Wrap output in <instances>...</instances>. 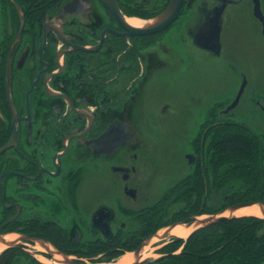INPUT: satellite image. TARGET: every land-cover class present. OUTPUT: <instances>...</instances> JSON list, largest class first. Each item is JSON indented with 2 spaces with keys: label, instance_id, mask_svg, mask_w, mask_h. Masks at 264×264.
Returning <instances> with one entry per match:
<instances>
[{
  "label": "flooded vegetation",
  "instance_id": "flooded-vegetation-1",
  "mask_svg": "<svg viewBox=\"0 0 264 264\" xmlns=\"http://www.w3.org/2000/svg\"><path fill=\"white\" fill-rule=\"evenodd\" d=\"M11 1L19 20L7 18V6L0 4V242L5 245L0 261L115 264L132 254L136 260L130 264H212L211 253L206 262L199 261L198 244L188 250L189 239L201 228L187 239L169 232L172 237L156 245L157 258L145 256L150 247L145 255L143 250L159 231L200 216L193 211L200 200L198 173L203 176L208 162V131L236 121L225 116L250 87L247 74L239 70L238 93L246 86L237 106L226 112L238 93L225 107L214 104L192 143L195 180L186 182L193 193L190 210L181 202L171 204V218L158 229L157 208L165 198L150 202L141 196L144 175L138 163L145 133L137 109L146 85L167 65L161 57L163 37L173 27L186 24L197 49L220 57L224 24L232 13H241L245 2L264 39V0H184L178 19L152 33L146 32L149 24L170 0H116L133 29L101 0H63L29 12ZM184 14L197 18L181 20ZM128 18L146 24L134 26ZM202 31L208 37L202 38ZM255 96L264 110V91L256 90ZM164 106L166 113L169 106ZM204 182L203 204L227 197L224 190L208 196ZM103 192L111 193L109 199Z\"/></svg>",
  "mask_w": 264,
  "mask_h": 264
},
{
  "label": "rangeland",
  "instance_id": "rangeland-1",
  "mask_svg": "<svg viewBox=\"0 0 264 264\" xmlns=\"http://www.w3.org/2000/svg\"><path fill=\"white\" fill-rule=\"evenodd\" d=\"M192 16L184 14L181 20H190ZM193 17L197 18L195 14ZM163 40L164 51L169 53L163 51L161 57H165L167 65L146 85L143 101L137 109L145 133L139 151L142 156L140 153L141 164L138 166L143 169L140 176L144 175L140 192L150 202L163 197L180 180L192 176L194 163L188 161L189 153L193 152L192 143L209 109L214 104L225 107L236 97L241 85L239 70L246 72L250 87L239 106L225 118L242 122L241 125L248 126L264 141V110L257 105L255 96L256 90L264 91V39L260 27L249 15L248 2L240 14L232 13L224 24L223 54L220 57L197 49L191 43L186 24L181 29L179 25L173 27ZM164 105L169 106L166 113L162 112ZM112 179L111 176L109 180ZM102 195L109 199L111 193L103 192ZM221 204L216 198L210 203L213 207ZM217 214L218 217L232 215L230 208ZM209 217L205 214L198 219ZM171 229L172 226L159 231L157 235L160 236L156 235L151 244V240L148 241L150 250L147 255L150 258L159 256L156 245L172 237L168 232ZM158 238L160 240L156 242Z\"/></svg>",
  "mask_w": 264,
  "mask_h": 264
},
{
  "label": "trees",
  "instance_id": "trees-1",
  "mask_svg": "<svg viewBox=\"0 0 264 264\" xmlns=\"http://www.w3.org/2000/svg\"><path fill=\"white\" fill-rule=\"evenodd\" d=\"M15 1L25 12L36 11L40 7L56 6L63 2V0ZM0 4L7 6V18L20 19L12 1L0 0ZM207 136V143L205 141L208 151L207 163L211 171L209 173L206 163V172L203 176L200 171L198 173L200 200L197 210L193 212L197 211L198 215L217 214L237 204H264V142L260 136L237 123L212 126ZM193 178L190 176L183 186L172 187L164 194L165 199L157 208L160 222L155 229L168 223L172 213L169 209L171 204L181 202L185 207L188 205L187 209L190 210V197L193 193L189 186H186V182L195 180V176ZM204 179L209 183L208 196L215 191L227 192V197L225 196L219 207L201 202L206 190ZM181 211L185 212V209ZM188 243L189 251L192 250L190 247L192 244L201 247L198 251L199 261L206 262L210 259L207 255L211 253L212 264H264V218L255 216L230 218L201 228ZM4 263L5 260L0 261V264Z\"/></svg>",
  "mask_w": 264,
  "mask_h": 264
},
{
  "label": "water",
  "instance_id": "water-1",
  "mask_svg": "<svg viewBox=\"0 0 264 264\" xmlns=\"http://www.w3.org/2000/svg\"><path fill=\"white\" fill-rule=\"evenodd\" d=\"M101 1L118 17L119 20H121L123 22V25L127 26L129 29H133L132 27H130L126 23L124 15L121 13V10L119 8V4L116 0H101ZM183 3H184V0H171L167 9L163 13H161L157 18L154 19V22L147 28L148 30L146 32H151V33L152 32H158V31H161V30L167 28L171 23H173L176 19H178ZM257 4L260 5V2H257ZM67 7H68V5L66 6V8ZM258 11H261L260 8L258 9ZM136 31H138V30H136ZM139 32L141 34H145L144 30H139ZM208 33H209L208 31H202V32H200L199 35L202 38H204V37H208ZM220 36H221L220 28H218L216 30V33H215V44H216L217 53L220 51V48H221ZM202 46L206 47L205 45H202ZM206 48H208V47H206ZM245 86H246V82L243 83L236 100L227 108L226 112L232 110L233 108H235L237 106L241 96L244 93ZM1 151L2 150H0V153H1ZM191 157L192 156H188L190 163H192V160L190 159ZM256 204L262 208V211L264 214V205L259 204V203H256ZM256 204H254V203L237 204L235 206L230 207V210L232 213L234 211H237L240 208L248 207V206H252V205H256ZM233 217H236V216L231 215V216H220V217H218V215H214V216H211V217L204 219V220L197 219L196 220L197 222L195 221V223H197V226L201 225V227H204V226L220 223L222 221H225V220L233 218ZM192 224H189V226H191ZM177 225H179V224L172 226V229L175 228Z\"/></svg>",
  "mask_w": 264,
  "mask_h": 264
},
{
  "label": "bare ground",
  "instance_id": "bare-ground-1",
  "mask_svg": "<svg viewBox=\"0 0 264 264\" xmlns=\"http://www.w3.org/2000/svg\"><path fill=\"white\" fill-rule=\"evenodd\" d=\"M128 22L131 23L134 26H142L145 25L146 22L140 20V19H135V18H128ZM189 156H193L191 155V153H189ZM232 215H236L238 217H243V216H255V217H262L264 216L262 208L259 205H252V206H248V207H243L238 209L237 211L232 212ZM197 227V223L192 224L191 226H186V225H179L176 228H174L171 231V234L179 236V237H183V239H187L195 230V228ZM160 234V233H159ZM160 236V235H157ZM156 236L152 239H150L149 243L151 244L154 240H155ZM160 238H158L157 241H159ZM147 242V244H149ZM150 244L147 245L143 252L144 255L146 253V250L149 249ZM4 244L2 242H0V250L4 248ZM146 257L149 255H145ZM56 259H58V257H56ZM135 259V257L132 254H127L125 255V257L120 258L115 264H130L131 262H133ZM56 262V261H55Z\"/></svg>",
  "mask_w": 264,
  "mask_h": 264
}]
</instances>
